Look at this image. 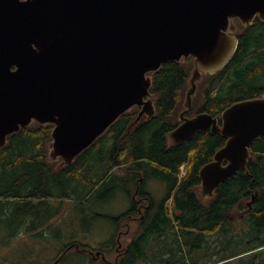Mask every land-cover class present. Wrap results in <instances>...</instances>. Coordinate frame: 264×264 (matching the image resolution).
I'll list each match as a JSON object with an SVG mask.
<instances>
[{"label":"water","instance_id":"obj_1","mask_svg":"<svg viewBox=\"0 0 264 264\" xmlns=\"http://www.w3.org/2000/svg\"><path fill=\"white\" fill-rule=\"evenodd\" d=\"M256 18L264 22V0H0V148L22 127L52 124L49 160L72 164L122 114L141 107L134 123L154 115L153 74L193 55L181 123L168 138L210 129L227 139L194 188L213 197L249 172L250 147L264 138V95L233 103L221 120L188 114L204 76L237 50L235 19L247 27Z\"/></svg>","mask_w":264,"mask_h":264},{"label":"trees","instance_id":"obj_2","mask_svg":"<svg viewBox=\"0 0 264 264\" xmlns=\"http://www.w3.org/2000/svg\"><path fill=\"white\" fill-rule=\"evenodd\" d=\"M235 21L241 27L237 50L222 70L204 76L192 114L209 112L221 120L233 103L264 95V22L256 18L244 27ZM193 65V56L164 63L153 75L156 113L136 123L138 108L122 114L62 168L49 160L54 125L35 122L10 135L0 148V232L10 238L25 231L39 235L66 202L82 203L95 190L109 196L119 188L133 204L116 221L138 220L134 233L141 247L129 263L264 264V138L250 147L249 172L239 171L207 199L194 190L201 184L199 172L227 139L207 129L169 142L181 122ZM182 165L186 174L180 177ZM150 178L167 185L160 201L145 190ZM134 196L148 206L141 208Z\"/></svg>","mask_w":264,"mask_h":264},{"label":"rangeland","instance_id":"obj_3","mask_svg":"<svg viewBox=\"0 0 264 264\" xmlns=\"http://www.w3.org/2000/svg\"><path fill=\"white\" fill-rule=\"evenodd\" d=\"M57 161V160H56ZM156 201L166 194L167 185L157 178H150L145 185ZM201 194L205 195L203 191ZM72 200V199H69ZM61 200L54 199V205ZM133 204L128 192L119 188L106 195L95 190L81 202L68 201L65 209L48 226L35 232H21L10 238L0 232V264H44L45 257L56 254L64 241L86 237L110 239L117 231L116 219ZM135 223L130 222L128 233H133Z\"/></svg>","mask_w":264,"mask_h":264},{"label":"flooded vegetation","instance_id":"obj_4","mask_svg":"<svg viewBox=\"0 0 264 264\" xmlns=\"http://www.w3.org/2000/svg\"><path fill=\"white\" fill-rule=\"evenodd\" d=\"M136 201L139 202L141 208L148 206L137 197ZM141 211L139 209L140 213ZM132 221L135 224L138 223L135 217ZM116 225L117 231L110 239L86 237L85 239L73 238L64 241L58 252L50 256L52 258L45 257L44 264H132L129 261L134 255L133 253H137L141 247L139 235L127 232L130 226L129 222L124 221L120 224L119 221H116ZM135 264L142 263L135 261Z\"/></svg>","mask_w":264,"mask_h":264}]
</instances>
